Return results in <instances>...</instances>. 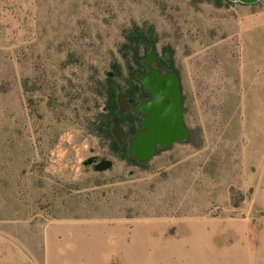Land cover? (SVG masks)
<instances>
[{
  "label": "rangeland",
  "instance_id": "rangeland-1",
  "mask_svg": "<svg viewBox=\"0 0 264 264\" xmlns=\"http://www.w3.org/2000/svg\"><path fill=\"white\" fill-rule=\"evenodd\" d=\"M215 2L0 0V264H264V0ZM133 24L188 131L143 167L97 132Z\"/></svg>",
  "mask_w": 264,
  "mask_h": 264
},
{
  "label": "water",
  "instance_id": "water-1",
  "mask_svg": "<svg viewBox=\"0 0 264 264\" xmlns=\"http://www.w3.org/2000/svg\"><path fill=\"white\" fill-rule=\"evenodd\" d=\"M230 3L252 5L260 0H227ZM145 73L138 74L142 90L149 98H138L137 113L143 116L141 128L133 138L128 140L127 157L138 164L148 163L160 150H166L176 142H185L188 131L183 120L181 87L177 74L166 70L158 61L154 50L142 62ZM111 77V74H108ZM117 117L124 115L132 99H126L122 94L117 95ZM122 128L117 119L112 120L111 135L122 146ZM85 166H93L94 171L103 172L112 167L109 159L97 161L90 157L84 162Z\"/></svg>",
  "mask_w": 264,
  "mask_h": 264
},
{
  "label": "trees",
  "instance_id": "trees-1",
  "mask_svg": "<svg viewBox=\"0 0 264 264\" xmlns=\"http://www.w3.org/2000/svg\"><path fill=\"white\" fill-rule=\"evenodd\" d=\"M204 1V0H194ZM228 2L227 0H222ZM216 6L221 5V0H216ZM155 35L152 26L144 24L133 26L123 31L124 43L119 47V54L125 62L127 76H123V66L120 64L112 65L114 69L113 77H109L102 85V97L104 100L103 113L99 115L97 132L103 134L110 142V150L114 154L120 153L121 157L128 162L134 163L139 167L143 164H138L134 160L129 159L126 155L128 140L133 138L136 132L141 128V120L143 116L136 111V102L138 98H149V94L142 90L140 82L137 80L138 72L143 70V54L151 45L152 36ZM173 71V70H172ZM124 82V83H122ZM122 94L126 99H132L133 104L128 106L127 112L121 117H117L118 110L117 95ZM135 105V106H134ZM117 119L119 125L124 124L126 130H122L123 144L122 146L113 139L111 135L112 120Z\"/></svg>",
  "mask_w": 264,
  "mask_h": 264
},
{
  "label": "crops",
  "instance_id": "crops-1",
  "mask_svg": "<svg viewBox=\"0 0 264 264\" xmlns=\"http://www.w3.org/2000/svg\"><path fill=\"white\" fill-rule=\"evenodd\" d=\"M261 1V0H260ZM259 1V2H260ZM259 2H257V3H255V4H252V5H245V6H253V5H256V4H258ZM242 5V4H241ZM258 12V13H257ZM257 14L255 13V16L257 15L258 16V18L259 17H261V18H259V20H260V26H263V28H264V4H263V7H262V9H261V11H259V9H258V7H257Z\"/></svg>",
  "mask_w": 264,
  "mask_h": 264
},
{
  "label": "flooded vegetation",
  "instance_id": "flooded-vegetation-1",
  "mask_svg": "<svg viewBox=\"0 0 264 264\" xmlns=\"http://www.w3.org/2000/svg\"><path fill=\"white\" fill-rule=\"evenodd\" d=\"M145 99V98H144ZM147 99V98H146ZM138 104V103H137Z\"/></svg>",
  "mask_w": 264,
  "mask_h": 264
}]
</instances>
